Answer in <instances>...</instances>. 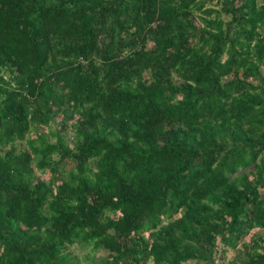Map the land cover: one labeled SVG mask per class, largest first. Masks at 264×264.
I'll return each instance as SVG.
<instances>
[{"label":"trees","instance_id":"obj_1","mask_svg":"<svg viewBox=\"0 0 264 264\" xmlns=\"http://www.w3.org/2000/svg\"><path fill=\"white\" fill-rule=\"evenodd\" d=\"M80 245L264 264V0H0V264Z\"/></svg>","mask_w":264,"mask_h":264},{"label":"rangeland","instance_id":"obj_2","mask_svg":"<svg viewBox=\"0 0 264 264\" xmlns=\"http://www.w3.org/2000/svg\"><path fill=\"white\" fill-rule=\"evenodd\" d=\"M42 131L45 132L44 129ZM68 252L74 260L72 264H97L104 256L102 251H93L89 246L84 247L83 245L78 246L76 249L69 248ZM228 253L225 255L226 258L223 262H221V264H230L229 261L233 258L232 254L234 255L235 252L230 253L229 255ZM216 264L220 263L217 262Z\"/></svg>","mask_w":264,"mask_h":264}]
</instances>
